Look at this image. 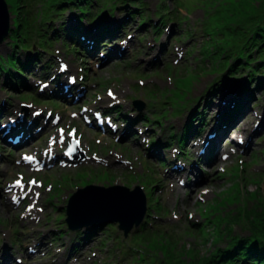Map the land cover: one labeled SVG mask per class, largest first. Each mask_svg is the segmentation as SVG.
Segmentation results:
<instances>
[{
  "label": "rangeland",
  "instance_id": "obj_1",
  "mask_svg": "<svg viewBox=\"0 0 264 264\" xmlns=\"http://www.w3.org/2000/svg\"><path fill=\"white\" fill-rule=\"evenodd\" d=\"M142 1L146 28L140 14L111 36L85 22L78 38L90 53L72 40H60L50 52L36 44L30 52L40 57L36 71L25 74L27 86L12 90L1 79L0 263L203 264L232 235L250 233V208H264V87L252 99L245 94L233 116L237 92L219 93L193 131L185 130L189 101L213 78L209 52L224 33L225 11L249 12L235 20L251 25L255 15L264 17V0ZM7 3L12 25V0ZM131 5L120 6L114 18L123 19ZM0 51L11 48L5 42ZM43 64L51 76L43 78ZM215 104L228 132L218 158L214 144L203 162L197 154L209 131L202 125ZM116 107L123 116L111 111ZM157 116L162 123L153 122ZM177 163L198 164L200 173H186L190 186L183 175L173 176ZM17 179L22 188L14 186ZM89 184L139 186L147 199L140 226L125 235L118 224L83 217L76 206L70 224L69 200ZM101 224L90 238L79 234Z\"/></svg>",
  "mask_w": 264,
  "mask_h": 264
},
{
  "label": "trees",
  "instance_id": "obj_2",
  "mask_svg": "<svg viewBox=\"0 0 264 264\" xmlns=\"http://www.w3.org/2000/svg\"><path fill=\"white\" fill-rule=\"evenodd\" d=\"M127 2L132 5L125 11L126 16L121 20L114 18L120 6H124ZM137 4L139 7L134 8L133 6ZM34 5L40 7L36 9ZM11 6L14 14L13 22L5 41L11 51L6 53L0 51V82L3 78L4 86L12 90L19 85L26 87L25 74L36 71L34 66L37 65L40 55L30 52L36 44L42 51H49L52 48L54 51V45L60 40L64 43L72 40L79 44L80 49L90 53L88 44L78 38V35L84 31L85 22L102 30L99 35L109 33L111 36L112 32H121L120 29L137 14L141 15L142 28H146L149 21L148 16L143 12L146 7L142 0H12ZM225 13L227 23L224 26V33L215 41L209 52L213 60L211 70L214 73L213 78L207 84L202 96L192 98L186 107L190 111V118L185 125V130L188 128L187 135L193 131L191 127H195L194 122L205 114L206 105L209 106L219 93L237 92V100L230 111V116H233L241 111L245 94H249V99H252L255 96L254 90L264 87V17L255 15L253 18L259 20L250 25L245 23L247 19L235 20L249 13L245 10L237 13V10L231 7ZM152 29L156 35L160 34V27L158 28L157 25H153ZM88 35L93 34L88 32ZM100 44V39H96L95 45ZM23 53L29 54L28 57L23 58ZM41 68L44 71L43 78L47 75L51 76L52 72L49 71L48 65L43 64ZM53 77L55 79L59 77V81L61 80L59 75L53 74ZM240 77L244 78L243 81ZM47 94L51 95V93ZM52 101L55 102L54 98ZM111 111L123 116L122 111L117 107ZM158 118L153 122L162 123L160 117ZM9 134L11 136L17 133L12 131ZM187 135L179 139L180 145L184 144ZM249 212L252 214L250 233L244 236L232 235L227 245L217 247L211 255L203 259V264H264V208H250ZM61 217L62 215L59 218ZM102 227L104 224L79 234L90 238ZM109 227L111 228L112 225Z\"/></svg>",
  "mask_w": 264,
  "mask_h": 264
},
{
  "label": "water",
  "instance_id": "obj_3",
  "mask_svg": "<svg viewBox=\"0 0 264 264\" xmlns=\"http://www.w3.org/2000/svg\"><path fill=\"white\" fill-rule=\"evenodd\" d=\"M11 27V12L7 0H0V45L6 41ZM70 149L68 152H71ZM93 203V206H88ZM79 204V205H78ZM76 206L83 217L104 216V224H118L119 229L128 235L133 227L142 223L147 210L146 195L139 186L134 189L121 184L105 187L90 184L79 188L68 204V222L71 224V211ZM85 206V207H84Z\"/></svg>",
  "mask_w": 264,
  "mask_h": 264
},
{
  "label": "bare ground",
  "instance_id": "obj_4",
  "mask_svg": "<svg viewBox=\"0 0 264 264\" xmlns=\"http://www.w3.org/2000/svg\"><path fill=\"white\" fill-rule=\"evenodd\" d=\"M211 110L213 111V115L212 116H207L204 119V121H203L204 123L202 125L204 128H206L208 126L205 129V132L209 131L208 135L205 137V140L202 141L203 144H201L203 146V152L201 151V153L197 154V158L202 159L203 162L206 161V155H205L206 151L205 150L208 149V151H210L211 150V146L213 147L214 144H216L215 159L218 158V156L220 155L219 149H220V145H221V142H222V138H223L224 134L228 132V129L223 124L225 122V119H224V117L222 115V110L223 109H221V107L218 104H215L214 108H212ZM5 122H8V121H5ZM104 122L106 123L107 120H105ZM7 124L9 126V128L13 126L12 123H7ZM201 127H200V132L202 133V130L204 128L202 129ZM196 137H198V136H196ZM194 138L195 137H193L192 140H194ZM195 144H196V142H195ZM197 163H198V161H197ZM189 165L186 164L185 166L182 167V166H179L178 163H177L176 169H173L174 170L173 171V176H176V175H183L184 176L183 177V179H184L183 183L186 186H190L192 184L190 182L191 181L190 178L186 177V173L187 172L194 171L195 173H200V171H198V164H189ZM0 264H6V263L2 262Z\"/></svg>",
  "mask_w": 264,
  "mask_h": 264
},
{
  "label": "snow or ice",
  "instance_id": "obj_5",
  "mask_svg": "<svg viewBox=\"0 0 264 264\" xmlns=\"http://www.w3.org/2000/svg\"><path fill=\"white\" fill-rule=\"evenodd\" d=\"M109 94L111 95V93H109ZM61 134H63V130H61ZM69 135H71V133H69ZM77 143H79V141H77ZM25 159L33 160L34 157H32V156H28V157H25ZM30 183H31V184H35L36 182H35V181H31ZM14 186H20L21 188L23 187V185H21V183H20V180H17V181L15 182V185H14ZM29 191H31V188H29ZM36 195L39 196V193H37ZM14 199H15V197H14Z\"/></svg>",
  "mask_w": 264,
  "mask_h": 264
}]
</instances>
